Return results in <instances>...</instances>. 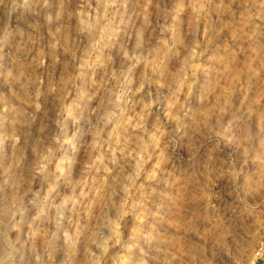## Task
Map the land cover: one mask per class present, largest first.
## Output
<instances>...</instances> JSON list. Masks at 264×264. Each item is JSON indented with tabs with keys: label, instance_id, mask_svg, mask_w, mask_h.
Segmentation results:
<instances>
[{
	"label": "rangeland",
	"instance_id": "374dc122",
	"mask_svg": "<svg viewBox=\"0 0 264 264\" xmlns=\"http://www.w3.org/2000/svg\"><path fill=\"white\" fill-rule=\"evenodd\" d=\"M97 257L264 264V0H0V262Z\"/></svg>",
	"mask_w": 264,
	"mask_h": 264
},
{
	"label": "clouds",
	"instance_id": "9594fccd",
	"mask_svg": "<svg viewBox=\"0 0 264 264\" xmlns=\"http://www.w3.org/2000/svg\"><path fill=\"white\" fill-rule=\"evenodd\" d=\"M112 2L114 3V0H112ZM107 16V8H105V17ZM197 52H196V49L194 48L192 50V59L195 60L196 59V56H197ZM133 67H135V65H133ZM191 67H193V65H191ZM131 69H129L128 73H126L124 76H123V81H122V88L123 89H126V91H122L120 93H118L116 95V100L113 102V101H109V103H114L115 104V111H112L111 113H109L110 116H116L117 115V112L119 113V118L120 119H123L124 116H125V112H126V108L125 107H121L122 104L126 105L130 102V98L129 99H125V97L127 96V92H131V88H130V85L132 83V80H131ZM81 76L83 75V73L80 74ZM115 78V77H113ZM187 77H185L186 79ZM191 87V86H189ZM143 90V85L140 86V88H138L136 90L137 93L141 92ZM82 93H78V96L81 95ZM178 101V98L177 100ZM141 104H143V101H140ZM76 104V101L73 100L69 105H68V108H69V111H70V114H71V109L72 107ZM152 107V104L151 103H148V104H143V110L146 111L148 109H150ZM175 107V102L173 105L169 106V108H173ZM37 108H39V105H37ZM171 112L168 113V115L170 116ZM140 119L143 120L144 119V116L143 115H140ZM175 119L179 120V117H176ZM131 121H132V117H128L126 120H124L123 122L125 124H131ZM137 126L141 127L142 125L140 124H136ZM120 127V124L119 122L115 125V127L113 128V131L111 133H109V137L111 138L112 135L115 134V131H116V128ZM157 131L159 132V136L157 135H153L152 139L155 141V146L157 149H159L158 151V154H157V160L156 162L152 165V169L151 171H149L148 173V178L149 179H153L155 178L156 176V169H158L160 167V163L165 159V154H164V149L161 147V140H160V137H162L164 135L163 131L160 130V129H157ZM147 145H144V149L141 153L138 154L139 156V159H138V163H137V177L139 176V171L143 170V166L149 162L152 161L153 157L151 154L148 153L147 151ZM166 147V146H165ZM51 151V150H49ZM147 156V159H145V157ZM98 159H100L102 161V157H98ZM43 170V166H41V171ZM99 170V169H97ZM61 173H62V170H60ZM85 188H89V185L88 183L85 184ZM140 188L142 189L143 188V185H140ZM55 185H52L49 187L48 191L49 193L55 191ZM91 190V189H89ZM34 195L38 196L39 193H35ZM80 195L82 197H86L88 195V192L87 191H81ZM12 208L15 209V205H12ZM17 214V211H12L11 212V215L12 217H15V215ZM38 218V217H37ZM138 219L140 220L141 223H143V219L142 217H138ZM11 230H18V226L16 224H12L11 225ZM135 230V229H134ZM6 241H7V235H6ZM106 243V242H105ZM117 243H119V240L117 241ZM8 247L9 249L11 250L12 248V245L9 243L8 244ZM33 251H35V248H33ZM103 251H104V254L106 255L107 254V247L104 246L103 247ZM7 256L10 257L11 256V251H9L7 253ZM36 259L39 260L40 257L37 255L36 256ZM101 259L102 257H97L94 261V264H101ZM0 264H2V262H0Z\"/></svg>",
	"mask_w": 264,
	"mask_h": 264
}]
</instances>
